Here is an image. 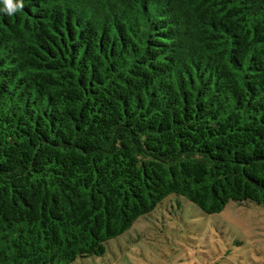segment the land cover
I'll return each instance as SVG.
<instances>
[{
	"label": "trees",
	"instance_id": "obj_1",
	"mask_svg": "<svg viewBox=\"0 0 264 264\" xmlns=\"http://www.w3.org/2000/svg\"><path fill=\"white\" fill-rule=\"evenodd\" d=\"M172 193L264 207V0L0 12V264L100 255Z\"/></svg>",
	"mask_w": 264,
	"mask_h": 264
},
{
	"label": "rangeland",
	"instance_id": "obj_2",
	"mask_svg": "<svg viewBox=\"0 0 264 264\" xmlns=\"http://www.w3.org/2000/svg\"><path fill=\"white\" fill-rule=\"evenodd\" d=\"M69 264H264V207L230 201L207 214L172 193L109 239L102 254Z\"/></svg>",
	"mask_w": 264,
	"mask_h": 264
},
{
	"label": "clouds",
	"instance_id": "obj_3",
	"mask_svg": "<svg viewBox=\"0 0 264 264\" xmlns=\"http://www.w3.org/2000/svg\"><path fill=\"white\" fill-rule=\"evenodd\" d=\"M0 12L6 13L9 16L23 8V0H0Z\"/></svg>",
	"mask_w": 264,
	"mask_h": 264
}]
</instances>
